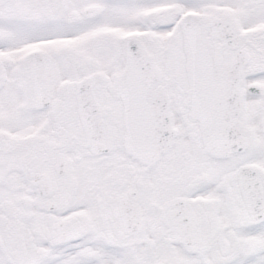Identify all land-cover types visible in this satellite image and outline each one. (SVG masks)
<instances>
[{"label": "snow or ice", "instance_id": "obj_1", "mask_svg": "<svg viewBox=\"0 0 264 264\" xmlns=\"http://www.w3.org/2000/svg\"><path fill=\"white\" fill-rule=\"evenodd\" d=\"M0 264H264V0H0Z\"/></svg>", "mask_w": 264, "mask_h": 264}]
</instances>
